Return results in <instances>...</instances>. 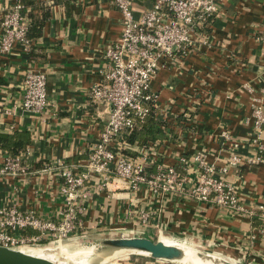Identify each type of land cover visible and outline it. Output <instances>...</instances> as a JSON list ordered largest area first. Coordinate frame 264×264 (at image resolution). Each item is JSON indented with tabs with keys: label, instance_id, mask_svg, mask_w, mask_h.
<instances>
[{
	"label": "crops",
	"instance_id": "0c3cea01",
	"mask_svg": "<svg viewBox=\"0 0 264 264\" xmlns=\"http://www.w3.org/2000/svg\"><path fill=\"white\" fill-rule=\"evenodd\" d=\"M11 1L0 0V6ZM31 1L34 20L41 22L38 34L30 33L31 48L17 44L9 54H0L4 82L0 85V133L27 134L24 158L33 166L57 158L80 161L108 118V107L91 103L88 93L105 68V49L118 39L120 13L111 0ZM149 6L151 0H134V15ZM209 33L211 43L189 53L182 70L166 64L152 78L159 105L169 111L166 128L172 135L168 137L167 130L157 126L159 136L138 146L153 150L157 160L173 163L178 154L201 150L209 160L221 161L233 150V141L238 154L255 153L251 105L257 98L264 108V0H224ZM28 69L47 76L48 105L42 114L24 112L18 106L19 84ZM6 108L10 113L3 116ZM9 125H13L11 133ZM223 131L228 132L229 141L222 137ZM261 139L264 142V128ZM226 178L245 207L254 209L264 202V162L231 168ZM0 204L54 217L61 204L58 179L52 173L0 179ZM149 208L151 216L141 223L137 212ZM80 219L81 236L183 238L236 259L256 225L246 216L180 195L157 200L142 190L120 188L95 192ZM262 238L255 240L257 253L251 255L255 264H264Z\"/></svg>",
	"mask_w": 264,
	"mask_h": 264
},
{
	"label": "built area",
	"instance_id": "2783aa9c",
	"mask_svg": "<svg viewBox=\"0 0 264 264\" xmlns=\"http://www.w3.org/2000/svg\"><path fill=\"white\" fill-rule=\"evenodd\" d=\"M111 1L120 13L121 31L118 39L105 49V68L88 93L91 103L108 107L107 121L98 140L84 151L85 157L76 162L57 158L36 167L25 161L26 148L11 153L0 147V179L52 173L58 179L61 200L54 217L20 209L14 204H0V245L58 243L80 236V218L89 197L97 191L113 192L120 188L126 192L142 190L157 200L180 195L246 216L256 225L240 248L243 260L255 264L251 257L257 253L253 249L255 240L263 237L264 243V202L254 209L245 207L226 176L231 168L264 162L261 139L264 108L257 98H253L251 105L255 131L251 138L255 149L252 155L238 154L237 143L233 141V150L221 161H211L205 152L197 150L178 154L173 163H166L157 160L150 148L142 150L141 145L127 140L152 108L157 126L166 129V135L171 137L170 129L166 128L170 114L159 105L158 92L151 87L152 78L166 64L182 70L189 53L211 43L209 30L224 0H151V6L143 8L138 16L134 15V0ZM29 31L28 8L20 1L0 6V54H9L17 44L29 50L32 46ZM46 89L45 72L26 70L19 84V108L42 114L48 105ZM9 113L7 108L2 111L3 116ZM183 115L190 121L185 113ZM177 122L173 125L177 126ZM8 131H13V125L8 126ZM221 135L229 141L228 132L223 131ZM137 149L142 151H138L137 156L131 155ZM151 214V208L141 209L136 218L145 223ZM157 230L160 232L159 227ZM262 253L264 256V245Z\"/></svg>",
	"mask_w": 264,
	"mask_h": 264
},
{
	"label": "water",
	"instance_id": "95a60500",
	"mask_svg": "<svg viewBox=\"0 0 264 264\" xmlns=\"http://www.w3.org/2000/svg\"><path fill=\"white\" fill-rule=\"evenodd\" d=\"M83 237V236H76L73 237L72 240ZM86 237V236H85ZM174 239V238H173ZM180 240V239H174ZM185 240V239H184ZM187 241V240H186ZM189 244L197 251L196 255L203 258V259H211L214 258L211 256V253L218 254L223 256L224 260H221L223 264H244L243 256L239 257L238 259L231 257L225 253L217 251L210 246H206L200 243H193L189 241ZM67 244L64 242L58 243H46V244H37V245H22V246H12V247H5L0 245V264H81L77 262L79 258H82V261H85L89 255H82L83 253L80 251L69 252L66 249ZM59 246H63V248L67 251L69 255H65L62 253L59 257L54 259H48L40 256H36L30 253L25 252L28 249H59ZM100 246H102L105 250L101 254V260L98 262H102V260H106L107 258L111 257L116 250H131L132 252H120V253H127V254H138L133 251L137 252H144V255L147 257L148 260L154 262H177L179 263V259L182 258L184 255V251L179 248L178 246L167 244L160 240V236L156 238H152L145 235H123V236H116L111 237L107 236L100 240ZM201 248L202 250H199ZM87 249V248H86ZM83 250V249H82ZM90 254V253H89ZM121 256V254H118ZM115 256L114 259H116ZM112 258V257H111ZM109 258V259H111ZM228 259L232 260V262L228 261ZM180 264V263H179Z\"/></svg>",
	"mask_w": 264,
	"mask_h": 264
},
{
	"label": "trees",
	"instance_id": "16d2710c",
	"mask_svg": "<svg viewBox=\"0 0 264 264\" xmlns=\"http://www.w3.org/2000/svg\"><path fill=\"white\" fill-rule=\"evenodd\" d=\"M20 1L24 7L28 8V16L30 19V31L29 37L32 30H34V35L38 34L39 28L41 26V22L34 20V7L30 5L32 3L31 0H18ZM4 82L0 79V85ZM155 110L152 108L149 114L147 115L144 122L138 127L135 128L128 136L127 140L132 144H143L146 141L155 140L156 137L159 136V132L157 130L158 121L154 119ZM167 125V124H166ZM29 142L28 135L25 133H13V134H5L0 133V147L8 150L11 153H17L20 150H24Z\"/></svg>",
	"mask_w": 264,
	"mask_h": 264
},
{
	"label": "rangeland",
	"instance_id": "374dc122",
	"mask_svg": "<svg viewBox=\"0 0 264 264\" xmlns=\"http://www.w3.org/2000/svg\"><path fill=\"white\" fill-rule=\"evenodd\" d=\"M106 237L107 235L99 234V235H93L92 237L83 236V237L76 238L74 240L70 239V240L65 241V243L67 244L65 247L67 251L69 252H75L76 250L80 251L81 249H83V247L84 249L91 248V252H89L90 250L87 251L88 253H90L89 257H87V259L83 261L81 264H179L177 262H173V263L159 262L158 263V262L148 260L147 257H145L144 255L127 254V253H121V256L118 255L116 259H109V258H107L106 260L104 259L102 260V262L99 263L98 261L102 259L101 253L104 252L105 250L102 246H100V240ZM181 240H184V239L181 238L179 241ZM61 249L63 250V253L65 255L68 254L64 248H61ZM199 250H202V249L199 248ZM244 264H248L247 261L245 262L244 260Z\"/></svg>",
	"mask_w": 264,
	"mask_h": 264
},
{
	"label": "bare ground",
	"instance_id": "6f19581e",
	"mask_svg": "<svg viewBox=\"0 0 264 264\" xmlns=\"http://www.w3.org/2000/svg\"><path fill=\"white\" fill-rule=\"evenodd\" d=\"M160 240H162L163 242H165L167 244H172V245L178 246L179 248H181L184 251V255L182 256L181 259L178 260L180 264H223L221 262V260L226 259V258L221 257L218 254H215V253H211V256L214 258V260L203 259V258L196 255L197 251L191 245H189L185 240H181V241H174V240H168V239H160ZM61 248H63V246H59V249L57 248V250H54V249H44V250L28 249V250H25V252L36 255V256L48 258V259H54V258L62 255L63 250ZM87 251L91 252V248L84 249V247H83V250L82 249L80 250V252H82V253H85ZM120 252H127L128 253V252H132V251L131 250L126 251V250H120L119 249V250H116L113 253V255H111V257L115 258V256H117L118 254H121ZM133 252L146 255V253H144V252H137V251H133ZM87 254L89 255L88 252L85 253V255H87ZM66 255H69V254H66ZM111 257H109V258H111ZM82 258H85V257L81 256L77 262L82 263L83 262L81 260ZM228 261L232 262V260H228Z\"/></svg>",
	"mask_w": 264,
	"mask_h": 264
}]
</instances>
